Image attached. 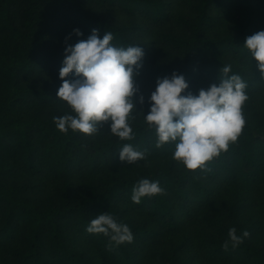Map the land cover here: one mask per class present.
<instances>
[{"label":"trees","instance_id":"obj_1","mask_svg":"<svg viewBox=\"0 0 264 264\" xmlns=\"http://www.w3.org/2000/svg\"><path fill=\"white\" fill-rule=\"evenodd\" d=\"M226 1L192 0L193 14L175 17L182 32L161 35V40L172 48L167 61L154 57L148 66L142 61L140 72L157 81L158 77L178 71L190 85L182 94H198L199 89L218 84L222 65L231 64L232 73L240 74L246 82V93H253L251 78L231 60L253 62L258 68V62L244 46L250 33L245 29L215 32L219 16L213 10ZM232 1L264 15V0ZM96 4L118 7L131 15L142 14L160 24L169 18L166 0H0V248L6 254L1 264H106L77 252V236L93 241L110 264H138L134 244L147 243L159 232L135 222L128 216V209H145L174 229L177 215L188 217L196 208L211 203L213 184L225 181L250 185L261 177L264 116L257 110H253L252 120H245L237 141L230 142L227 151L206 162V168L195 170L174 161L157 167L139 166L141 160L130 164L119 158V148L125 143L145 152L146 159L173 153V142L156 147L155 130L147 126L142 113L130 120L134 134L131 140L112 134L110 121L108 131L96 135L57 128L54 117L66 112L53 107L46 113L42 105L54 106L59 99L58 89L42 86L33 77L44 70L59 76L65 47L76 43L70 37L58 36L63 22L75 23L87 36L93 28L99 29L101 38L111 31L116 46L140 44L145 48L135 40L141 26L118 24L101 15ZM67 78L75 77L70 74ZM140 92L145 102L139 103L138 93L137 105L146 115L148 96ZM36 103L41 105L35 108ZM14 168L30 174L55 175L59 179L56 195L44 201L33 196L28 183L7 178ZM76 177L86 180L83 192L75 190ZM142 178L158 180L165 191L145 196L140 203L133 202L132 189ZM228 209L227 220L207 218L225 234L224 238L210 235L209 255L237 257L241 264H264V245L250 241L252 226L238 219L235 203ZM101 211H109L119 222L126 223L133 241L115 245L103 234L87 232L90 220ZM232 227L238 235L244 230L250 235L238 247L229 244L225 250L223 243L229 240ZM177 251L155 253L164 264H183Z\"/></svg>","mask_w":264,"mask_h":264},{"label":"clouds","instance_id":"obj_2","mask_svg":"<svg viewBox=\"0 0 264 264\" xmlns=\"http://www.w3.org/2000/svg\"><path fill=\"white\" fill-rule=\"evenodd\" d=\"M73 31L84 36L79 28ZM112 40L111 31L101 38L99 29L93 28L86 39L65 47L59 71L62 84L56 95L67 102L71 111L54 117L59 130L91 135L100 130L102 122L110 121L112 134L121 140H131L134 134L130 120L142 113L147 126L155 130L156 147L173 142V159L189 170L206 168V162L227 151L230 142L237 141L245 124L243 105L248 94L246 82L240 74L232 73L231 64L222 65L218 84L201 88L198 94L191 91L182 94L190 85L178 71L158 77L155 89L147 98L149 111L145 115L143 110L136 111L138 93L139 103L145 102L136 80L143 67L144 49L140 44L116 46ZM244 46L258 62L264 77V30L247 36ZM70 74L75 78H67ZM119 158L133 164L144 159L145 152L125 143L119 148ZM164 191L158 180L142 178L134 185L131 199L140 203L143 197ZM86 231L103 234L115 245L131 243L134 239L130 227L109 211L95 215ZM249 235L247 230L238 235L232 227L223 247L225 250L229 244L238 247Z\"/></svg>","mask_w":264,"mask_h":264},{"label":"rangeland","instance_id":"obj_3","mask_svg":"<svg viewBox=\"0 0 264 264\" xmlns=\"http://www.w3.org/2000/svg\"><path fill=\"white\" fill-rule=\"evenodd\" d=\"M168 3L167 10L169 18L164 23L152 22L148 17L142 14L131 15L118 7L95 5V9L107 18H111L118 24L135 23L142 27V30L135 36V40L145 45L143 57L144 64L148 66L152 58H158L161 61H167L168 51L172 48L161 40L164 32L175 31L181 33L182 28L176 22L175 17L178 14L192 15V0H166ZM214 14H218L219 21L215 27L216 33L226 32L229 29L234 31L245 29L254 34L259 30H264V15L259 14L256 10H245L239 7L235 1L227 0L225 4L220 5L213 10ZM79 28L73 22H63L59 27L58 36L70 37L74 42L80 39H86L78 36L73 30ZM80 29V28H79ZM237 66H240L247 72V76L253 82V93H248V99L243 105V113L245 120L253 119V110H257L261 116H264V77L261 72L254 66L253 62H245L240 59H231ZM34 80L40 85H45L51 89H58L62 84V79L50 70H44L35 74ZM70 79V78H69ZM140 91L147 96L155 89L156 81L145 76L140 72L136 78ZM213 84V83H211ZM210 84V85H211ZM210 85L208 87H210ZM41 104H35V108ZM53 107L59 108L61 112H68L69 105L66 101L58 99L55 105H42L44 112L49 113ZM136 111L140 112L137 105ZM65 113V114H66ZM109 129V121L102 122L98 132L101 134ZM174 161L173 153L168 157L157 156L154 158H144L140 161L139 166L148 164L151 166H165L169 162ZM10 181L18 183H28L30 192L33 196L44 201L48 196L56 195V185L59 179L50 173L37 172L30 174L20 168H14L7 176ZM86 180L81 177L75 178V190L83 192L86 188ZM238 206L237 217L241 221H246L252 226L253 232L250 237L251 243L255 245H264V154L261 162V177L253 184L242 185L236 183H228L225 181L213 184L212 201L208 206L196 208L188 217L177 215V225L174 229H170L162 220L153 217L147 210L128 209V216L135 222L145 224L147 227L157 230L158 235L149 242H137L134 248L138 253V264H164L156 256V251H173L178 250V255L183 264H241L237 257H222L209 255L207 246L211 244L210 235L224 238L225 234L215 229L209 224L207 218H217L227 220L228 206ZM77 252L84 254L94 262L105 261L110 264L100 253L93 241L85 237L77 236L75 243ZM2 258H6L5 250L0 248V264Z\"/></svg>","mask_w":264,"mask_h":264}]
</instances>
